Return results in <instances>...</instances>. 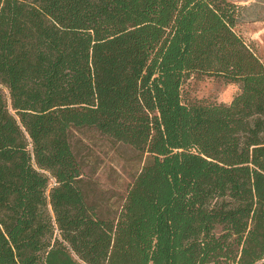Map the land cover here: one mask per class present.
Returning <instances> with one entry per match:
<instances>
[{"label": "trees", "instance_id": "16d2710c", "mask_svg": "<svg viewBox=\"0 0 264 264\" xmlns=\"http://www.w3.org/2000/svg\"><path fill=\"white\" fill-rule=\"evenodd\" d=\"M257 5L0 0V264H264ZM204 77L239 91L191 97ZM88 127L144 159L113 211L70 140Z\"/></svg>", "mask_w": 264, "mask_h": 264}, {"label": "rangeland", "instance_id": "374dc122", "mask_svg": "<svg viewBox=\"0 0 264 264\" xmlns=\"http://www.w3.org/2000/svg\"><path fill=\"white\" fill-rule=\"evenodd\" d=\"M230 1L251 7L259 2L257 7L245 12L248 20L240 24L237 30L264 62V0ZM259 14L262 17L256 21L255 16ZM187 89L191 97L212 103H230L239 91L233 84L225 85L215 78L208 77L189 80ZM70 140L87 174L86 187L89 198L98 202L106 212L116 210L127 185L132 182L144 162L141 154L90 127L73 128Z\"/></svg>", "mask_w": 264, "mask_h": 264}]
</instances>
